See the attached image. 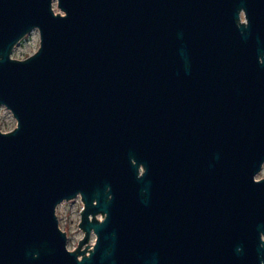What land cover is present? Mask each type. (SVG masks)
Instances as JSON below:
<instances>
[{
	"label": "water",
	"instance_id": "95a60500",
	"mask_svg": "<svg viewBox=\"0 0 264 264\" xmlns=\"http://www.w3.org/2000/svg\"><path fill=\"white\" fill-rule=\"evenodd\" d=\"M0 105V264H264V0H0Z\"/></svg>",
	"mask_w": 264,
	"mask_h": 264
},
{
	"label": "rangeland",
	"instance_id": "374dc122",
	"mask_svg": "<svg viewBox=\"0 0 264 264\" xmlns=\"http://www.w3.org/2000/svg\"><path fill=\"white\" fill-rule=\"evenodd\" d=\"M27 37V38H26ZM20 44L16 46L12 55L17 58H24L39 47L40 38L38 31H33L29 37L26 36ZM16 125V119L12 112L3 105H0V127L4 131L12 129ZM258 178L264 177L263 170L257 174ZM83 202L78 196L71 200L63 201L57 209L61 227L68 234V247L73 249L77 246L79 240L83 237L84 231L79 227ZM95 234L92 233L90 244Z\"/></svg>",
	"mask_w": 264,
	"mask_h": 264
},
{
	"label": "flooded vegetation",
	"instance_id": "af4514ba",
	"mask_svg": "<svg viewBox=\"0 0 264 264\" xmlns=\"http://www.w3.org/2000/svg\"><path fill=\"white\" fill-rule=\"evenodd\" d=\"M30 34H31V33H30ZM30 34H29V35H30ZM29 35H27V36L29 37ZM26 38H27V37H26Z\"/></svg>",
	"mask_w": 264,
	"mask_h": 264
}]
</instances>
